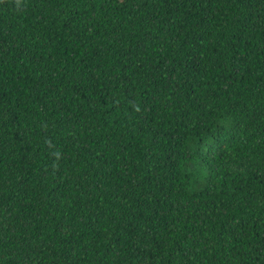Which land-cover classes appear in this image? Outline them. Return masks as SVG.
I'll return each instance as SVG.
<instances>
[{
	"label": "trees",
	"instance_id": "16d2710c",
	"mask_svg": "<svg viewBox=\"0 0 264 264\" xmlns=\"http://www.w3.org/2000/svg\"><path fill=\"white\" fill-rule=\"evenodd\" d=\"M0 264H264V0H0Z\"/></svg>",
	"mask_w": 264,
	"mask_h": 264
}]
</instances>
